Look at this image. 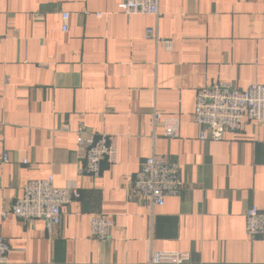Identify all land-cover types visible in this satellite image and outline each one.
I'll list each match as a JSON object with an SVG mask.
<instances>
[{
  "label": "crops",
  "instance_id": "crops-1",
  "mask_svg": "<svg viewBox=\"0 0 264 264\" xmlns=\"http://www.w3.org/2000/svg\"><path fill=\"white\" fill-rule=\"evenodd\" d=\"M119 2L0 0V211L48 174L80 192L51 231L0 213L6 264H147L153 251L264 264V234L245 232L246 209L264 212V123L204 141L192 115L208 84L264 82V0H159L157 18ZM149 27L171 48L146 38ZM165 116L179 119L177 137L162 135ZM81 126L117 137L116 162L102 161L97 177L80 171ZM151 154L178 164L182 181L160 205L132 183ZM92 214L111 221L104 240L91 235Z\"/></svg>",
  "mask_w": 264,
  "mask_h": 264
},
{
  "label": "built area",
  "instance_id": "built-area-1",
  "mask_svg": "<svg viewBox=\"0 0 264 264\" xmlns=\"http://www.w3.org/2000/svg\"><path fill=\"white\" fill-rule=\"evenodd\" d=\"M118 8L127 15L148 14L159 15V0H120ZM100 16V14H97ZM61 29H67V12L61 13ZM145 37L155 43H162L168 50L170 40L158 38L155 30L149 27ZM193 120L199 128L198 138L204 141H216L223 138L227 132L231 136L240 134L243 124L248 120L264 123V82L250 83L246 88L226 82H215L200 88L195 97ZM155 120L159 114L155 113ZM162 135L175 138L179 135V119L175 116H165L161 119ZM63 127L62 130H66ZM76 150L83 161L81 172L97 177L101 171L102 161L114 164L117 159V137L78 127L76 130ZM2 160H8L7 153L2 154ZM27 162V160H23ZM134 190L150 205H160L168 196H176L182 181L179 176V166L168 161L159 154H151L139 165L133 176ZM22 194L9 203L2 216L8 213L23 220L42 219L48 231L61 220L62 208L80 197L75 187H56L53 175L44 178L29 179L21 187ZM91 235L99 240L107 238L111 221L100 214L90 216ZM245 232L249 238L264 234V212L257 206H251L245 211ZM10 246L7 240L0 236V264H6ZM190 255L183 251H153L147 264H185Z\"/></svg>",
  "mask_w": 264,
  "mask_h": 264
}]
</instances>
